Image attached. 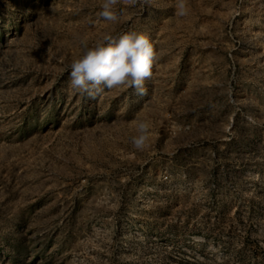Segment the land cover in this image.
Listing matches in <instances>:
<instances>
[{
    "label": "rangeland",
    "instance_id": "374dc122",
    "mask_svg": "<svg viewBox=\"0 0 264 264\" xmlns=\"http://www.w3.org/2000/svg\"><path fill=\"white\" fill-rule=\"evenodd\" d=\"M177 3L0 0V264H264V0ZM129 30L143 95L69 88L85 42Z\"/></svg>",
    "mask_w": 264,
    "mask_h": 264
},
{
    "label": "clouds",
    "instance_id": "9594fccd",
    "mask_svg": "<svg viewBox=\"0 0 264 264\" xmlns=\"http://www.w3.org/2000/svg\"><path fill=\"white\" fill-rule=\"evenodd\" d=\"M117 0H101L99 16L107 21L117 20ZM178 15L186 14L184 0L176 5ZM83 52L69 66V88L78 94L95 98L104 89L127 85L143 95L144 82L152 76L155 50L150 36L142 31L129 30L122 34H105L93 44L83 45ZM150 121L141 119L131 143L143 149L150 131Z\"/></svg>",
    "mask_w": 264,
    "mask_h": 264
}]
</instances>
